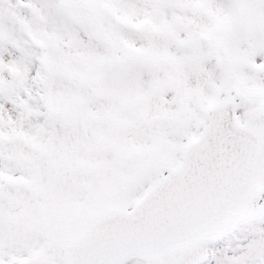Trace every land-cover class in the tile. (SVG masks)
Masks as SVG:
<instances>
[{
  "label": "rangeland",
  "instance_id": "obj_1",
  "mask_svg": "<svg viewBox=\"0 0 264 264\" xmlns=\"http://www.w3.org/2000/svg\"><path fill=\"white\" fill-rule=\"evenodd\" d=\"M63 1L0 0V264H67L97 216L175 168L226 101L260 138L247 197L209 235L125 264H264V0H65L90 23Z\"/></svg>",
  "mask_w": 264,
  "mask_h": 264
},
{
  "label": "water",
  "instance_id": "obj_2",
  "mask_svg": "<svg viewBox=\"0 0 264 264\" xmlns=\"http://www.w3.org/2000/svg\"><path fill=\"white\" fill-rule=\"evenodd\" d=\"M63 7L75 20H92L82 4L65 1ZM170 84L180 88L182 80L172 77ZM259 144L257 132L237 124L234 102L217 104L180 165L160 177L131 210L100 215L66 249L68 264H124L134 255L153 256L209 234L246 197ZM9 205L17 209L19 201L10 199ZM25 216L22 212L19 217ZM19 264L47 263L26 258Z\"/></svg>",
  "mask_w": 264,
  "mask_h": 264
}]
</instances>
